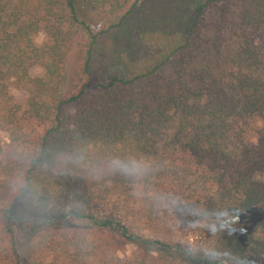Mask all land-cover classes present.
I'll list each match as a JSON object with an SVG mask.
<instances>
[{
    "label": "trees",
    "instance_id": "obj_1",
    "mask_svg": "<svg viewBox=\"0 0 264 264\" xmlns=\"http://www.w3.org/2000/svg\"><path fill=\"white\" fill-rule=\"evenodd\" d=\"M262 28L264 0H0V264H264Z\"/></svg>",
    "mask_w": 264,
    "mask_h": 264
},
{
    "label": "rangeland",
    "instance_id": "obj_2",
    "mask_svg": "<svg viewBox=\"0 0 264 264\" xmlns=\"http://www.w3.org/2000/svg\"><path fill=\"white\" fill-rule=\"evenodd\" d=\"M104 17L102 14L98 12H90L88 14V21L91 24V27L93 30L97 31L100 29L102 23H103ZM239 25V21L236 17L232 16L230 19V27L232 30H236ZM247 36L250 39V44L252 48L259 54V57L261 61L264 63V28H262L260 31L256 33L248 32ZM46 41V36L43 32H39L34 36V43L37 46H41ZM86 45V42L84 39L76 38L72 45L70 46V49L66 53L65 58V64H64V70L67 76V83L65 86V94H69L74 90V86L78 83V73L81 67L82 63V50L83 46ZM43 74V71L40 67H35L31 70L30 75L32 77L40 76ZM10 94L15 98L19 104L24 105L27 95L25 91L19 90L14 85L10 86ZM260 124V123H259ZM259 124H252L251 128L248 131V135L250 137H257V129H259L261 126ZM258 127V128H257ZM255 128V131H254ZM256 142V139L254 138L253 143ZM0 143L3 147H6L8 142L7 134L0 132ZM264 182V179L262 180ZM19 187V183L15 181L12 184V189L5 191L4 195L0 196V201L4 200L5 198L9 199L13 194L16 193L17 189ZM8 192V193H7ZM5 197V198H4ZM252 217L255 219H264V203L259 205L257 208L254 209V211L251 214ZM131 251V248H127V254H129Z\"/></svg>",
    "mask_w": 264,
    "mask_h": 264
},
{
    "label": "clouds",
    "instance_id": "obj_3",
    "mask_svg": "<svg viewBox=\"0 0 264 264\" xmlns=\"http://www.w3.org/2000/svg\"><path fill=\"white\" fill-rule=\"evenodd\" d=\"M217 220L216 222L212 223L210 225V230L213 234H216L217 232H225L228 229V222L225 220L224 215L222 212L215 213ZM229 235H231V232H229ZM211 255L215 258H217V262L219 261V257L223 254L216 252L215 250H212ZM234 264H244V261L242 258L231 256L230 257Z\"/></svg>",
    "mask_w": 264,
    "mask_h": 264
}]
</instances>
